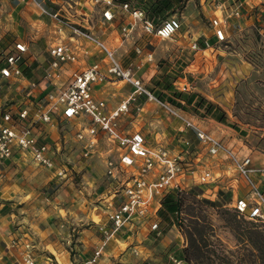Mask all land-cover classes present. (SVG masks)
Wrapping results in <instances>:
<instances>
[{
  "label": "built area",
  "instance_id": "1",
  "mask_svg": "<svg viewBox=\"0 0 264 264\" xmlns=\"http://www.w3.org/2000/svg\"><path fill=\"white\" fill-rule=\"evenodd\" d=\"M31 1L41 15L54 21L56 34L64 36L66 31L70 32L69 40L49 46V58L38 79H30L24 74L30 46L15 42L1 51L0 172L5 162L20 153L37 166L51 170L55 185L67 180L70 176L68 165L71 163L65 154L67 140L65 137L57 141L51 139L52 129L58 120L81 124L75 132V141L82 148L81 158L85 162L96 153L102 154L99 151L102 140L106 139L112 144L105 156L103 174L110 188L109 198L106 206L96 207L109 209L107 221L94 220L102 236V245L94 257L83 264L97 263L109 242L128 228L150 226L151 231L160 237L162 230L157 214L165 195L172 191L183 194L194 189L189 181L202 186L217 179L206 164H196V168H193V164L186 161L185 150L175 152L161 140L154 143L141 128H130L132 122L125 127L121 124L123 116L131 113V105L136 107L138 114L141 113L143 99L144 104L155 102L162 113L176 121L183 145L189 148L193 135L208 155L226 162L228 173L232 171L244 179L247 192L241 197L237 196L231 206L239 217L264 224V167L255 166L250 154L208 132L183 107L161 99L138 75L141 62L124 64L116 49L99 35L65 18L60 10L47 7L41 0ZM87 1L100 9L104 22L113 23L123 12L127 17L121 25L124 39L133 37L136 32L154 38L172 39L183 27L177 16L163 19L151 17L148 10L136 6L132 1ZM261 1L264 3V0ZM210 3L213 6L210 17L213 35L217 43L224 42L229 36V18H240L247 0L238 1L228 14L226 0H212ZM84 42L88 46H84ZM205 45L208 48L212 46L209 40L205 41ZM91 46L98 55L92 63L85 65L84 59L89 55ZM192 47L200 49L197 40H194ZM135 51L149 61L154 57L153 51L143 45H137ZM69 64L85 66L70 68L67 67ZM106 82H124L132 88L126 100L116 108H110L107 100L95 95V86ZM14 88H18L19 98L9 96L8 91ZM156 139L159 138L156 136ZM196 161H202L201 154L197 155ZM21 260V264H37L28 244L24 246Z\"/></svg>",
  "mask_w": 264,
  "mask_h": 264
},
{
  "label": "rangeland",
  "instance_id": "2",
  "mask_svg": "<svg viewBox=\"0 0 264 264\" xmlns=\"http://www.w3.org/2000/svg\"><path fill=\"white\" fill-rule=\"evenodd\" d=\"M189 1L175 0L171 9L157 16L163 19L175 15L182 21V29L172 39H160L142 35V38L144 36L145 39L138 41H136V37H131L129 42L132 45H130L123 42L125 39L122 38V35L120 37L122 40L116 37L108 39L114 30L109 25H107L109 26L108 29H105V34L99 36L112 48L118 49L119 47V52L122 50L120 46H137V43H141L143 40L145 43L148 41L146 39L149 38L153 43L146 47L155 52V54L152 61H150L152 71H150L146 78H143L144 83L149 88L152 87V78L149 77L153 72H155L153 76H158L159 78L168 75L179 91L186 93L197 92L220 106L228 117V124L225 125L235 130V136L242 143V152L250 154L255 166L264 167V3L261 0H247V3H244L242 7L243 15L240 18H229L228 39L217 43L210 22V17L213 14L211 10L213 6L210 3L212 0H207L208 2L202 0L205 4L210 3V8L206 10L207 14H204V11L201 9L202 3L200 0H193L188 5ZM238 1L244 0H226L227 14L231 12ZM18 2V0H0V53L1 50L13 46L16 41H29L31 36L36 35L33 23H35L38 17V9L31 0L29 1L30 3L23 2L20 5H18ZM46 6L49 7L48 5ZM26 13L30 17L28 20L24 17ZM194 40L198 41L200 49H193L192 44ZM206 40H209L212 44L210 48L206 47ZM121 59L124 64L131 62H125L126 59L124 60V57H121ZM109 86L120 95L122 98L121 102L126 100L132 90L131 86L124 82L110 84ZM154 89L156 90V94L163 92L175 98L172 92L163 90L161 86ZM141 101L145 107V100ZM149 103L151 105H147V109L149 108L150 110V106L152 107L149 115L147 109L138 114L136 107L131 105V113L123 116L121 124L125 127L129 126L132 122L133 125H130V128H141L143 133L151 138L154 143L156 140H161V142L168 145L175 152L185 150L186 161L192 163L193 168H196V164L208 165L215 173V176H217L216 181L202 186L195 185L192 181H189V185L194 187V189L185 192L187 194L194 191L196 194H201L200 196L196 195V198L202 202L201 204L196 203L194 205L196 214L212 224L217 238L224 245L226 250L225 255L231 259L232 264H262L261 258L263 254L261 250L252 247L248 239L243 235L242 229L252 228L253 230L264 232V224L247 220L243 217L235 218L239 223H242L239 230L241 235L237 239L234 231L227 224V220H234L233 214L235 213L233 207L225 199L217 198L212 192L215 185H222L219 181L224 175L223 171H226L225 174L229 178L235 173L232 171L227 172L228 166L226 162L224 163L220 159L208 155L204 146L200 145L193 135H191L192 145L189 148L183 145L180 142L181 137L179 135L176 136L179 134L177 129L169 130L172 123H174V128H177L176 121L166 120L164 118L165 114L162 113L158 105L155 102ZM183 104L185 106L184 109L200 123L205 118L213 119L210 116L203 117L195 114L193 106L187 105L185 102ZM141 114L143 115L141 116ZM144 115H148L150 118L142 119ZM155 116L160 118H153ZM160 119L165 120L161 121ZM139 121H141V124H145L147 128L144 129ZM75 122L58 120L52 129L51 139L57 141L63 140V137H65L67 140L66 145L68 149L65 151V154L71 161L68 165L70 176H68L67 180H70L76 186L78 185L77 187L89 186L90 179H93L95 174V169L89 167L95 165L99 170L103 168V158L105 157L103 151L106 149L103 146L110 147L112 144L106 139L102 140L99 146V151L102 154L96 153L91 160L85 162L81 158L82 148L79 142L75 141V132L78 129ZM164 130L168 132L164 134ZM157 131L161 134H156L155 132ZM156 136L159 139H156ZM173 137H176L178 142L172 143L171 138ZM198 154L202 155V161H196ZM105 183L106 181L103 182V184ZM61 184L55 185L53 183L51 188L57 189ZM193 200L194 198L188 196L185 201L186 207L192 204ZM101 201H103V198L95 201V204L103 205ZM41 206L43 208L39 211H28V214L34 213V220L31 219L33 227H30L26 218L24 220L26 228L18 232L16 236L17 240L28 244L34 254V251L39 252L35 246L40 242L56 240L64 242V240L61 241V238H67L69 250L68 264L69 262L72 264H83L81 261L78 262L77 239L81 231L88 232L85 229L92 226L99 231L98 225L94 220H99L97 213L102 211V209L98 208L95 210V206H93L91 216L89 218L82 216L83 219H79L78 215L73 212L74 209H72L73 211H69L68 213V218L65 215L61 216L62 220H59L61 218L56 214L58 210L56 206L48 205L47 202ZM60 212L64 215L62 211ZM85 213H89V209ZM181 217L187 223L189 215L183 213ZM48 219L49 223H52L53 226L45 224ZM45 227L50 232L45 231ZM146 227L148 229L145 230L141 227L144 230V234L143 231L141 235H137L136 232L134 236L135 241L132 244L122 245L121 251L113 256H101L103 258H100L95 264H143L145 262H150L151 264H176L174 252L178 249H184L189 245L184 231L177 227L172 232V237L174 238L170 236L172 242L161 245L160 242L165 236L162 234L158 237L155 232L151 231L150 226ZM31 228H34L35 231L32 232ZM52 228H56L58 234ZM145 234L150 235L145 242L138 240V236L142 240ZM252 242H255V240L252 239ZM158 244H160L161 248L157 249L156 252H152ZM145 245L149 246V249L152 250L148 251L143 248ZM49 249L51 248L49 247ZM178 261L181 264H187L183 260ZM56 262L64 264V260L61 258H58ZM198 263L211 264L207 259H200ZM212 264L217 263L214 262Z\"/></svg>",
  "mask_w": 264,
  "mask_h": 264
},
{
  "label": "crops",
  "instance_id": "3",
  "mask_svg": "<svg viewBox=\"0 0 264 264\" xmlns=\"http://www.w3.org/2000/svg\"><path fill=\"white\" fill-rule=\"evenodd\" d=\"M19 4L30 3V0H18ZM46 5L49 6V8L53 10H60L62 15L65 18H68L70 21L77 23L82 28L89 29L96 35H104L105 29H108V27L112 26L113 31L111 36L108 39L113 38H119L121 39V25L125 22L127 19L124 14L121 13V15L117 16L113 23L104 22L102 18V14L100 12V9L98 7L93 6L90 2L87 0H41ZM193 0H190L188 2V5L192 3ZM204 1V0H203ZM202 3V0H200ZM71 6V7H69ZM209 3L201 4V9L204 11V14L206 13V10H208ZM38 17L34 24V29L36 32V35L31 36L29 41H22L18 40L16 42H24L28 46H30V51L26 54V64L24 65V74L30 78V79H38L41 78L43 68L45 66L46 60H48L49 56L47 53V50L49 46L54 45L58 41H68L69 40V31H66V35L59 36L54 31V21L47 17L37 13ZM24 17L28 20L30 17L26 13ZM109 25V26H107ZM36 27V28H35ZM146 37V35H144ZM140 32H136L134 34V37L136 41L145 39V37ZM150 37V36H149ZM123 38V37H122ZM122 40V39H121ZM130 39H125L123 42L130 44ZM147 42L144 43V40L141 43H137L138 45L149 46L151 43H153L149 38H147ZM114 41V40H113ZM135 41V43H136ZM113 44V42L111 41ZM134 43V42H133ZM144 43V44H143ZM114 45V44H113ZM132 45V44H130ZM84 46H88L87 43L84 42ZM117 47V46H115ZM122 49L119 52V47L116 49L118 55L120 57H124L125 62L131 61V62H141L142 67L138 71V75L142 78H146V76L149 75L150 71H152L149 60L146 59L144 56H138L136 54L135 48L136 46H120ZM147 48V47H146ZM150 50V49H149ZM3 51V50H1ZM155 54V52H153ZM98 55V52L91 46L89 47V55L85 56V65H88L92 63ZM152 61V60H151ZM129 63V62H128ZM77 66V65H70L67 67L70 68H76V67H84ZM155 72L151 73L149 78H152ZM120 83V82H117ZM113 82H106L102 84H98L95 86V95L100 99H105L108 101L110 108H116L121 103L122 98L117 92H114L112 88L109 86L110 84H117ZM22 86V84H21ZM18 88H14L10 91H8L9 96L14 98H19L20 94L17 93ZM147 105H151V103H146L144 109H147ZM142 110V111H143ZM150 110H152V107L150 106ZM149 108L147 109L148 115L151 113ZM141 111V112H142ZM146 112V113H147ZM143 114H141L142 116ZM144 115L143 118H150L149 116ZM153 118H160V117H153ZM164 118L166 120H170L172 122H175L173 119L166 117L164 115ZM165 119H160L161 121H164ZM85 121V120H84ZM141 124V121H139ZM77 126L79 124L78 122ZM87 123V122H84ZM203 127L208 131L211 132L217 137H220L224 139L229 145L235 146L238 149L242 148V143L240 140H238V137L235 136V133L231 127L216 121L214 119H203L201 121ZM144 129L147 128V126L143 123L141 124ZM160 128V127H159ZM162 128V127H161ZM170 129H176L174 128V123L170 126ZM163 130V129H161ZM168 131L164 130V134H166ZM156 134H161L158 131L155 132ZM177 134L176 136H178ZM172 143L178 142L176 140V137L171 138ZM106 148L103 151V155L106 156L107 150L110 149L112 146H103ZM109 147V148H108ZM104 159V166L100 170L96 168L95 165H91L89 168L95 169V174L93 176V179H90L89 186H80L77 187L73 182H70V180L62 181L61 185L57 189H52V185L54 183L53 180V173L51 170H48L46 168H43L41 166H37L35 163H33L29 158L25 157L23 154L17 153L14 158L11 161L5 162L2 166V171L0 172V264H21L22 259V253L24 251V242L17 240L16 236L18 235V232L22 229L26 228L24 225V220L27 218L28 224L30 227H33V221L34 220V213L28 214L32 211H39L43 207L42 204H45L47 202L48 205L56 206L57 207V216H65L66 218L69 217V211L75 212L79 219H83L82 216L85 218H89L91 216V211L93 210V206L98 207L99 205L95 204V201L103 198L102 204L106 206L107 200L109 198V187L103 182L105 181V177H103L104 170H105V157ZM226 171H223V176L220 179L219 182L222 183L219 185H215L212 192L214 195L217 196V198L225 199L229 204H233L234 200L237 196H243L246 193V184L243 178L232 174V177H228L226 174ZM85 175V174H84ZM83 175V176H84ZM224 185V186H223ZM262 187L264 189V180L262 183ZM210 190V189H209ZM52 191H54L52 193ZM211 191V190H210ZM229 191V192H228ZM50 195V196H49ZM49 196V197H48ZM52 198V199H50ZM227 198V199H226ZM161 207V206H160ZM87 209H89V213L87 212ZM102 211H99L97 213V216L99 217V221L106 222L107 221V212L109 209L101 208ZM62 211L64 215L60 212ZM26 215H25V213ZM24 213V214H23ZM157 218L159 219V216L157 214ZM59 220H62L59 219ZM45 224H48L50 226H53L52 223H49V219L45 222ZM49 226V227H50ZM141 227L145 230L148 229L146 226H140L136 227V229H126L121 232V234L117 235L111 242H109V245L103 250V257L105 256H113L114 254H117V252L121 251L122 245H130L135 241V234L137 232V235H141V232L144 230L141 229ZM32 232L35 231L34 228H31ZM53 231L57 232L58 230L56 228H52ZM174 229H177V226H173L169 231L168 234L165 236V238L160 242V244H169L172 242L170 239L174 238L172 237V232ZM30 230V229H29ZM47 232V227L44 229ZM88 232L81 231L80 236L77 239L78 246V262L81 261V263H85L90 261L97 250L101 248L102 245V236L99 234V231L95 229V227H90L88 229H85ZM137 230V231H135ZM138 240L141 242H145L150 235H144L143 239L141 240V237L138 236ZM64 240V242H60L58 240L56 241H45L38 243L35 247L39 252H35L33 256H35L37 264H58L56 261L58 258H61L64 260V264H68L69 261V250L67 247L68 240L67 238H61V241ZM167 242V243H166ZM158 244L155 247V250H152V252H156L157 249H160L161 246ZM49 247L51 249H49ZM148 251H151L149 249V246H143ZM101 257V258H103ZM69 264H72L69 262Z\"/></svg>",
  "mask_w": 264,
  "mask_h": 264
},
{
  "label": "trees",
  "instance_id": "4",
  "mask_svg": "<svg viewBox=\"0 0 264 264\" xmlns=\"http://www.w3.org/2000/svg\"><path fill=\"white\" fill-rule=\"evenodd\" d=\"M117 1H132L136 6L142 7L150 13L151 17L158 16L165 11L171 9L175 0H117ZM153 85L150 88L155 91L154 88L161 86L163 90L170 91L173 93L175 98H172L168 94L160 92L157 94L161 99L169 100L172 103L185 107L183 102L187 105L193 106L195 113L200 116H210L213 119L228 124V117L226 112L217 104L206 98L205 96L193 92H182L179 91L170 79V76L164 75L159 78L153 76L151 79ZM196 192L191 191L190 193H180L178 191H172L165 195L162 199L161 207L158 210L160 228L162 234L166 236L168 231L173 227L177 226L184 231L186 238L188 239L189 245L184 249H178L174 252L175 260H183L187 264H199L200 259H207L210 263L216 262L217 264H232L231 259L225 255L226 250L221 241L217 238L216 232L212 224L206 219H202L196 214V203L201 204L202 202L196 198ZM194 198L192 204L186 207V198ZM183 213L189 215L187 223L182 219ZM234 220H227L228 226L234 231L236 238L241 235L239 230L241 224L235 218L239 217L238 213L234 211ZM185 225V226H184ZM243 235L248 239V242L252 247L261 250L263 257L261 258L262 264H264V232L253 230L252 228H243ZM252 239L255 242H252ZM143 264H151L145 262ZM202 264V263H201Z\"/></svg>",
  "mask_w": 264,
  "mask_h": 264
}]
</instances>
